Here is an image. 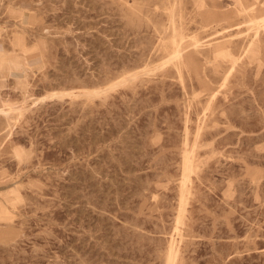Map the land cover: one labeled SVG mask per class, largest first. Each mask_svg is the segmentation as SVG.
I'll return each instance as SVG.
<instances>
[{"label": "rangeland", "instance_id": "obj_1", "mask_svg": "<svg viewBox=\"0 0 264 264\" xmlns=\"http://www.w3.org/2000/svg\"><path fill=\"white\" fill-rule=\"evenodd\" d=\"M0 108V264H264V0H0Z\"/></svg>", "mask_w": 264, "mask_h": 264}, {"label": "bare ground", "instance_id": "obj_2", "mask_svg": "<svg viewBox=\"0 0 264 264\" xmlns=\"http://www.w3.org/2000/svg\"><path fill=\"white\" fill-rule=\"evenodd\" d=\"M246 7V5L244 6ZM133 74L131 75H128V76H123L121 79H119L117 82L107 86L106 88L104 89H98V90H94V93L95 94H100V93H104V92H107L109 90H112V89H115L117 86L127 82V80L129 79H132L133 78ZM133 80V79H132ZM52 98V97H51ZM5 109L4 108H0V112H3ZM191 165V159L187 157V166H190ZM174 259H175V252L174 250L171 248L170 250V255H169V261L170 263L172 264L174 262Z\"/></svg>", "mask_w": 264, "mask_h": 264}]
</instances>
